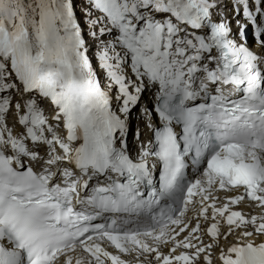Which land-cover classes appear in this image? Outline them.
I'll return each instance as SVG.
<instances>
[{
	"label": "snow or ice",
	"instance_id": "1",
	"mask_svg": "<svg viewBox=\"0 0 264 264\" xmlns=\"http://www.w3.org/2000/svg\"><path fill=\"white\" fill-rule=\"evenodd\" d=\"M0 264H264V0H0Z\"/></svg>",
	"mask_w": 264,
	"mask_h": 264
},
{
	"label": "bare ground",
	"instance_id": "2",
	"mask_svg": "<svg viewBox=\"0 0 264 264\" xmlns=\"http://www.w3.org/2000/svg\"><path fill=\"white\" fill-rule=\"evenodd\" d=\"M225 3H227V0H225ZM94 64H95V62H93ZM98 71H99V69H97ZM137 125H139V124H137ZM141 126V125H140ZM143 136V135H142Z\"/></svg>",
	"mask_w": 264,
	"mask_h": 264
},
{
	"label": "rangeland",
	"instance_id": "3",
	"mask_svg": "<svg viewBox=\"0 0 264 264\" xmlns=\"http://www.w3.org/2000/svg\"><path fill=\"white\" fill-rule=\"evenodd\" d=\"M76 2H78V0H76Z\"/></svg>",
	"mask_w": 264,
	"mask_h": 264
}]
</instances>
